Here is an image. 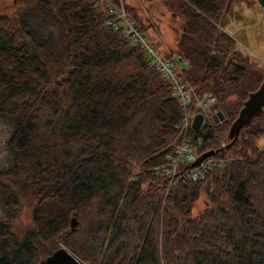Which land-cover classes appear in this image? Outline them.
Instances as JSON below:
<instances>
[{"label": "trees", "instance_id": "obj_1", "mask_svg": "<svg viewBox=\"0 0 264 264\" xmlns=\"http://www.w3.org/2000/svg\"><path fill=\"white\" fill-rule=\"evenodd\" d=\"M236 2L166 1L182 21L170 55L181 59L191 111L211 94L225 117L191 133L199 156L222 148L264 80L221 30ZM107 20L88 0H38L12 19L0 15V118L12 125L10 165L0 170V264H38L60 247L82 264H264V148L256 144L264 109L215 156L229 160L223 169L166 191L155 168L175 146L183 113ZM200 198L204 209L193 215ZM25 200L31 219L22 226ZM93 207L98 220L83 239L71 219Z\"/></svg>", "mask_w": 264, "mask_h": 264}, {"label": "rangeland", "instance_id": "obj_2", "mask_svg": "<svg viewBox=\"0 0 264 264\" xmlns=\"http://www.w3.org/2000/svg\"><path fill=\"white\" fill-rule=\"evenodd\" d=\"M38 0H0V15H8L11 19L22 10L33 5ZM124 6L132 9L140 24L147 28L148 36L162 54L170 55L176 49L177 37L182 30V21L179 16L173 17L174 13L169 9L166 1L170 0H121ZM239 1V0H238ZM127 13V12H126ZM130 17V15H129ZM221 30L235 39L237 50L246 56L253 68L264 72V11L255 0H240L232 9L221 16ZM220 29V28H219ZM171 56V55H170ZM57 60H55L56 62ZM129 65H123V72L127 73ZM69 69H66L68 72ZM122 71V70H121ZM50 73L52 69L50 68ZM12 130V125L4 118H0V170L9 167L11 152L6 144ZM228 131V129H227ZM227 131L224 139L220 142L226 144ZM257 148H264V137L257 142ZM225 146V145H224ZM227 160V159H223ZM228 161V160H227ZM137 172V169L135 170ZM32 205V204H31ZM31 207L27 200L20 214L19 223L22 226L29 225L31 219ZM204 209L203 198H200L194 206L193 215H197ZM80 219L74 217L79 235L84 239L89 224L94 225L98 220V214L94 207L81 212ZM71 219V220H72ZM73 229V230H75ZM76 258V257H75ZM77 259V258H76ZM78 261V259H77Z\"/></svg>", "mask_w": 264, "mask_h": 264}, {"label": "built area", "instance_id": "obj_3", "mask_svg": "<svg viewBox=\"0 0 264 264\" xmlns=\"http://www.w3.org/2000/svg\"><path fill=\"white\" fill-rule=\"evenodd\" d=\"M94 7L106 9L109 20L106 25L114 29H121L126 41L137 47L144 57L147 67L155 70L157 75L171 88V96L175 99L183 113L182 121L177 124L178 137L175 146L167 151L163 156L162 164L155 168V172L168 178L167 189L178 188L181 183H196L204 180V176L212 170L223 169L227 160L209 157L192 167V163L198 159V149L200 142L195 141L192 136L191 123L199 113L203 116L204 122H210L215 110H211L215 104V98L211 94H206L196 102L194 110L191 111V92L187 88L180 75L181 65L178 56L165 57L153 43L148 34L143 33L137 27L133 18L126 13L121 0H88ZM202 127V126H201ZM225 144H222L224 147Z\"/></svg>", "mask_w": 264, "mask_h": 264}, {"label": "water", "instance_id": "obj_4", "mask_svg": "<svg viewBox=\"0 0 264 264\" xmlns=\"http://www.w3.org/2000/svg\"><path fill=\"white\" fill-rule=\"evenodd\" d=\"M258 3L260 8L264 11V0H255ZM264 107V80L261 81V84L252 93L247 94V99L243 102L242 107H240L237 117L234 121L231 122L227 135L226 141L227 144L218 149L217 151H209L201 156L198 157L196 162L192 163V167L198 165V163L204 161L209 157L216 156L223 151L230 148L233 143L237 140L238 135L240 134L241 130L248 126L254 118L260 117L263 113ZM211 110H215V114L211 117L212 124L218 125L225 121V117L218 107L214 105ZM201 122H203V116L199 113L193 119L191 123L192 130L194 132H198L201 129ZM75 219L71 220L70 227L71 229H75L76 226ZM38 264H82L65 248H59L58 250L54 251L51 255L46 257L44 260L39 261Z\"/></svg>", "mask_w": 264, "mask_h": 264}]
</instances>
